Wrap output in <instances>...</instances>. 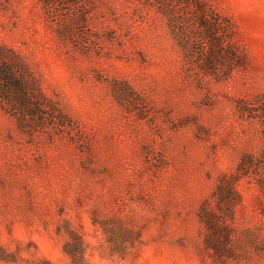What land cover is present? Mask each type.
Returning <instances> with one entry per match:
<instances>
[{
    "label": "rangeland",
    "instance_id": "obj_1",
    "mask_svg": "<svg viewBox=\"0 0 264 264\" xmlns=\"http://www.w3.org/2000/svg\"><path fill=\"white\" fill-rule=\"evenodd\" d=\"M101 1L99 53L61 40L37 0H0V44L61 113L35 118L32 132L0 109V264H75L71 231L83 264H215L198 212L220 213L222 175L239 194L223 223L238 254L263 264L264 169L242 175L237 165L262 145L242 109L264 95V0H203L230 18L246 55L227 80L186 74L153 9Z\"/></svg>",
    "mask_w": 264,
    "mask_h": 264
},
{
    "label": "trees",
    "instance_id": "obj_2",
    "mask_svg": "<svg viewBox=\"0 0 264 264\" xmlns=\"http://www.w3.org/2000/svg\"><path fill=\"white\" fill-rule=\"evenodd\" d=\"M45 15L56 24L58 37L75 47L102 52V33L93 29V12L101 9V0H37ZM163 16L169 31L182 52V68L199 80L210 76L215 80H227L246 66L243 48L234 38L230 18L203 0H135ZM109 9V8H106ZM112 10L109 12L111 13ZM112 41L113 36H104ZM0 109L17 117L24 127L31 126L35 118L43 114H61L41 90L26 63L13 49L0 44ZM242 111L261 125L262 145L258 152H245L237 165L239 174L248 175L252 170L264 169V95ZM38 125V127H40ZM213 195L219 214L207 210L203 204L198 212L206 227L204 246L215 264H250L245 253L236 249V230L223 223L226 215L233 218V206L239 201L231 177L222 175L217 180ZM106 226H104L105 228ZM106 229V228H105ZM127 238L132 245L134 231ZM113 234H115L113 232ZM112 239V238H111ZM114 245V240L111 242ZM75 264L84 263V246L80 236L71 231L70 240L64 245ZM264 264V263H263Z\"/></svg>",
    "mask_w": 264,
    "mask_h": 264
}]
</instances>
